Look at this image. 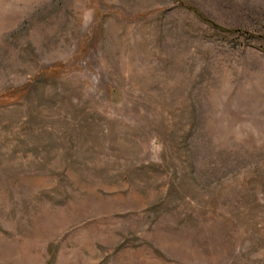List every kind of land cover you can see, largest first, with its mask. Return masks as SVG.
I'll list each match as a JSON object with an SVG mask.
<instances>
[{
    "label": "rangeland",
    "instance_id": "obj_1",
    "mask_svg": "<svg viewBox=\"0 0 264 264\" xmlns=\"http://www.w3.org/2000/svg\"><path fill=\"white\" fill-rule=\"evenodd\" d=\"M0 264H264V0H0Z\"/></svg>",
    "mask_w": 264,
    "mask_h": 264
}]
</instances>
